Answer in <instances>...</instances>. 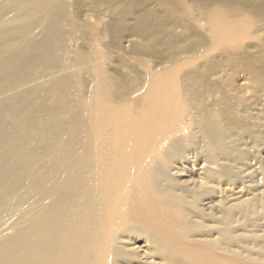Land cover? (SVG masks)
Here are the masks:
<instances>
[{
  "label": "bare ground",
  "instance_id": "1",
  "mask_svg": "<svg viewBox=\"0 0 264 264\" xmlns=\"http://www.w3.org/2000/svg\"><path fill=\"white\" fill-rule=\"evenodd\" d=\"M0 264H264V0H0Z\"/></svg>",
  "mask_w": 264,
  "mask_h": 264
}]
</instances>
